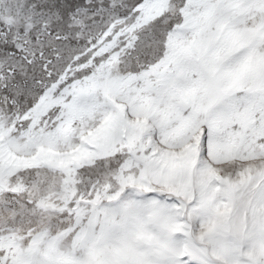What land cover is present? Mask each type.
<instances>
[{
  "label": "snow or ice",
  "instance_id": "obj_1",
  "mask_svg": "<svg viewBox=\"0 0 264 264\" xmlns=\"http://www.w3.org/2000/svg\"><path fill=\"white\" fill-rule=\"evenodd\" d=\"M0 264H264V0H0Z\"/></svg>",
  "mask_w": 264,
  "mask_h": 264
}]
</instances>
